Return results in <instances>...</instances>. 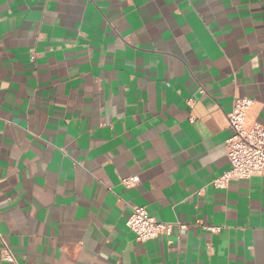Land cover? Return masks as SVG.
<instances>
[{
	"label": "crops",
	"instance_id": "1",
	"mask_svg": "<svg viewBox=\"0 0 264 264\" xmlns=\"http://www.w3.org/2000/svg\"><path fill=\"white\" fill-rule=\"evenodd\" d=\"M237 95L264 124V0H0V264H264V174L212 184Z\"/></svg>",
	"mask_w": 264,
	"mask_h": 264
},
{
	"label": "built area",
	"instance_id": "2",
	"mask_svg": "<svg viewBox=\"0 0 264 264\" xmlns=\"http://www.w3.org/2000/svg\"><path fill=\"white\" fill-rule=\"evenodd\" d=\"M253 100L247 96H234L227 113L232 134L225 141L226 156L230 168L212 181L216 187H226L230 180L249 178L264 174V124L257 121L249 124L247 115L253 105ZM138 181L137 176L124 180L125 185ZM127 227L135 234L137 240L144 241L162 234L169 235L174 223L160 221L149 215L142 206H133L126 220ZM175 225L184 227L176 222ZM214 229V228H211ZM2 259L14 261L13 254L4 243Z\"/></svg>",
	"mask_w": 264,
	"mask_h": 264
}]
</instances>
